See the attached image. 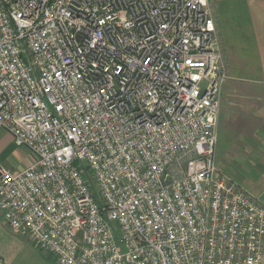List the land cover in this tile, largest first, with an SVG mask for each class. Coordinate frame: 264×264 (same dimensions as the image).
<instances>
[{
	"label": "built area",
	"instance_id": "obj_1",
	"mask_svg": "<svg viewBox=\"0 0 264 264\" xmlns=\"http://www.w3.org/2000/svg\"><path fill=\"white\" fill-rule=\"evenodd\" d=\"M217 0H0V216L54 264H263L264 195L216 163Z\"/></svg>",
	"mask_w": 264,
	"mask_h": 264
},
{
	"label": "crops",
	"instance_id": "obj_2",
	"mask_svg": "<svg viewBox=\"0 0 264 264\" xmlns=\"http://www.w3.org/2000/svg\"><path fill=\"white\" fill-rule=\"evenodd\" d=\"M218 2L216 18L229 78L219 115L227 145L219 149L218 126L216 163L222 173L259 198L264 195V0ZM8 143L14 144L11 135L0 129V161L12 172L27 168L34 160L30 151L24 148L25 157L11 156ZM28 246L36 248L29 239L13 234L0 216V264H19Z\"/></svg>",
	"mask_w": 264,
	"mask_h": 264
},
{
	"label": "rangeland",
	"instance_id": "obj_3",
	"mask_svg": "<svg viewBox=\"0 0 264 264\" xmlns=\"http://www.w3.org/2000/svg\"><path fill=\"white\" fill-rule=\"evenodd\" d=\"M218 1L219 0H217V3H220ZM216 9H217L216 4H214L212 8V12L217 22L218 30L220 32V28H219L220 23L219 20H217L216 18L217 15ZM226 142H227V136L224 128V120L222 118L219 124V145H218L219 149H224L227 145ZM6 151L9 153V155L14 157L20 155L22 157H25L26 154H28L26 150H24V148L22 149L20 147H17L13 143H8V145L6 144ZM53 262L54 261L47 254L40 252L33 246H28V248L25 250L24 257L21 256L19 264H53Z\"/></svg>",
	"mask_w": 264,
	"mask_h": 264
}]
</instances>
